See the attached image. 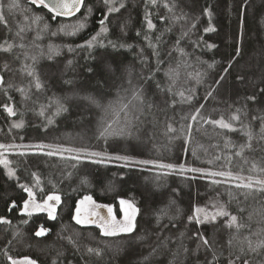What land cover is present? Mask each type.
Here are the masks:
<instances>
[{"label":"trees","instance_id":"obj_1","mask_svg":"<svg viewBox=\"0 0 264 264\" xmlns=\"http://www.w3.org/2000/svg\"><path fill=\"white\" fill-rule=\"evenodd\" d=\"M0 4V45H14L0 51V264H264V247L249 248L264 241V0H116L113 13L83 0L66 17ZM221 118L236 130L210 122ZM121 199L135 229L104 235L96 208ZM78 207L96 222L77 223ZM201 207L230 215L205 220Z\"/></svg>","mask_w":264,"mask_h":264},{"label":"snow or ice","instance_id":"obj_2","mask_svg":"<svg viewBox=\"0 0 264 264\" xmlns=\"http://www.w3.org/2000/svg\"><path fill=\"white\" fill-rule=\"evenodd\" d=\"M116 2V0H104V3L106 5H109L108 7V12L109 13H113V12H118L119 8L112 6L114 5ZM156 0H152V3H155ZM32 4H40L43 5L45 8H48L51 12L55 13L56 15H70L72 14L74 11H78L80 5L83 3V0H52L51 3H48L47 0H31ZM17 6L15 4V2L10 5V7H15ZM167 6V5H166ZM120 7H124L123 3L120 4ZM3 5L0 4V22H4L5 24L7 23V21L4 18L3 15V11H2ZM209 17H211V13L209 12ZM106 19V18H105ZM105 21L102 20L101 24L104 25ZM155 25L152 24L151 20H148V28L152 29L154 28ZM21 31H23V29H21ZM107 28L106 27H102L101 28V32H106ZM205 31H214L213 28H206ZM17 35H19V32L17 33ZM96 38L93 37V41ZM88 46L91 47L92 46V41L88 42ZM208 47H214V45H207ZM14 47L13 44H9L7 41L4 42L3 45H0V51H5V52H10L12 50V48ZM20 47H24L23 44L20 45ZM113 47H115V45H113ZM35 59V58H33ZM5 68H7V64H5ZM25 68L28 69V75H34V70L30 68V66L25 65ZM3 84V76H0V85ZM38 89L40 87H42V85L39 82V78L36 77V85H35ZM20 91H23V89H20ZM262 91H264V89H262ZM182 95V93H181ZM250 99H255L254 97H250ZM93 102L95 103V100L93 99ZM6 111L10 114V115H15V112L13 111V108L8 106V105H4ZM127 107V106H125ZM237 112H239V110H237ZM193 119H195V117H193ZM240 117L239 115L234 114L231 117V120L236 121L239 120ZM213 124H218L221 128H226L229 129L231 131H235L236 129L233 127V125L229 122H225L223 118H221L220 120L217 121H210ZM17 127H20L21 125L17 124ZM262 134H264V128L261 129ZM246 135L248 136V142L244 145H241V151H243L244 148H251V141H252V132L251 130H248ZM261 139H264V135L261 136ZM5 147L4 145H0V148ZM37 147H44L43 145H38ZM49 155H51L52 153H48ZM90 155H100L99 153H91ZM111 159V157H110ZM114 159H118V160H128V157H123V156H117L114 157ZM0 163H4L5 165L8 164V161L4 160V161H0ZM136 163H141V164H149V163H153L152 161H137ZM157 167L159 168H172L174 167L173 165H165V164H159L157 165ZM181 168H183V166H181ZM191 171H202L200 169H191ZM9 174H13L11 172V170L9 171ZM210 175L216 176H224V175H230L229 173H224V172H218V173H211ZM256 184H259L262 186V190H264V181L258 180L255 182ZM238 186H242L245 188H249L251 189L253 187L252 183H248V184H244V185H238ZM21 187H25V186H21ZM25 190L28 192L29 196L32 197L33 193L31 192L30 189H27L25 187ZM48 201H56L57 203L60 202V197L58 195H51L48 196L47 198ZM86 203H94L92 201V197L90 196H86L83 200L80 201V204L83 206ZM120 206L122 208L123 211V219L122 220H117L115 215H113V209L111 207H108V213L110 215V219L109 220H105L103 223L99 224V227H101L103 229V234L104 235H109V236H113V235H117L119 233H131L133 232V230L135 229V218L136 215L138 213V209L135 207L134 204H132L130 201L128 200H124L121 199L120 200ZM32 207L34 209H39V210H48V214L52 219H55V208L52 205H49L47 203V201H45V203L43 205H39V204H35L34 200L32 201ZM24 209L26 212H28L29 215H31V212L28 211L29 209V202H25L24 204ZM82 211L86 212V209H82L81 207L76 208V215H75V219L76 222L79 224H86V223H95L96 221L89 219L88 215H84V217L82 218ZM202 210L197 208L196 212L197 214H199ZM95 215V214H93ZM220 215V216H228L230 215L228 212L220 210L218 211L216 214L211 216L212 220L216 219V216ZM193 217H190L189 219H192ZM199 221V217H196ZM205 220L208 219V216L205 215L204 217ZM101 220H103V218H101ZM237 221V217L236 216H231V220L229 222V227H232L233 225H235L237 228L241 227V225L236 223ZM0 223H10V221L5 220L3 218H0ZM46 233V229H44L42 226L40 228L39 231H37L35 233L36 236H43ZM200 240L202 241L203 245L206 247H211L209 245V241L207 238L200 236L199 237ZM229 243H231V241H229ZM264 247V241H260L255 247H252V243L251 241H249V248L251 249V251L255 252L257 251V249ZM91 251V249H90ZM8 259L11 261V264H36L35 260H32L30 258L25 257L23 260H16L13 259L12 257H8ZM229 264H235L234 261H229ZM244 264H249V262L247 260H245Z\"/></svg>","mask_w":264,"mask_h":264},{"label":"rangeland","instance_id":"obj_3","mask_svg":"<svg viewBox=\"0 0 264 264\" xmlns=\"http://www.w3.org/2000/svg\"><path fill=\"white\" fill-rule=\"evenodd\" d=\"M5 160V158H3L2 159V161H4ZM4 164V163H3ZM107 208V211H108V207H106ZM113 209V215H115V217H116V219L117 220H122L123 219V211H122V208H121V206H120V204H118V206L115 208H112ZM199 209H201L202 211L198 214V215H200V216H202L203 218L205 217V215H207L208 216V218H211V216L212 215H214V214H216L218 211H220L221 209H214V210H211L210 208H206V207H201V208H199ZM96 210H97V208H96ZM98 213V212H97ZM81 215H83V214H81ZM110 219V215H109V213H108V220ZM40 230V229H39ZM46 232H47V230H46ZM46 234V233H45ZM23 260V259H22ZM37 264V263H36Z\"/></svg>","mask_w":264,"mask_h":264},{"label":"water","instance_id":"obj_4","mask_svg":"<svg viewBox=\"0 0 264 264\" xmlns=\"http://www.w3.org/2000/svg\"><path fill=\"white\" fill-rule=\"evenodd\" d=\"M47 2H48V3H51L52 0H47ZM82 4H83V3H82ZM82 4L80 5L79 10H80ZM47 9H48V8H47ZM79 10H78V11H74V12H73L72 14H70V15H57V16H62V17L72 16V15H75L76 13H78ZM52 13H53V12H52ZM53 14H55V13H53ZM55 15H56V14H55ZM97 212H98V214H99L100 219L103 218L104 221H105V220H108V211H107V208H106L105 206H99V207H97ZM89 219L93 220V217H91V218H89Z\"/></svg>","mask_w":264,"mask_h":264}]
</instances>
